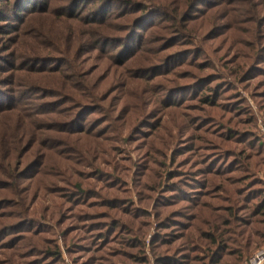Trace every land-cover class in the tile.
I'll use <instances>...</instances> for the list:
<instances>
[{"label":"rangeland","instance_id":"374dc122","mask_svg":"<svg viewBox=\"0 0 264 264\" xmlns=\"http://www.w3.org/2000/svg\"><path fill=\"white\" fill-rule=\"evenodd\" d=\"M0 264H264V0H0Z\"/></svg>","mask_w":264,"mask_h":264},{"label":"built area","instance_id":"2783aa9c","mask_svg":"<svg viewBox=\"0 0 264 264\" xmlns=\"http://www.w3.org/2000/svg\"><path fill=\"white\" fill-rule=\"evenodd\" d=\"M260 256H258L257 258H259Z\"/></svg>","mask_w":264,"mask_h":264}]
</instances>
